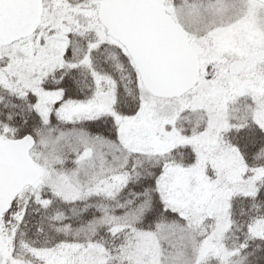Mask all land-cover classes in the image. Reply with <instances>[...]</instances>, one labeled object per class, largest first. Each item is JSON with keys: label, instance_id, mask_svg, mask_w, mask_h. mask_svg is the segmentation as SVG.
<instances>
[{"label": "snow or ice", "instance_id": "6c2138e0", "mask_svg": "<svg viewBox=\"0 0 264 264\" xmlns=\"http://www.w3.org/2000/svg\"><path fill=\"white\" fill-rule=\"evenodd\" d=\"M0 264H264V0H0Z\"/></svg>", "mask_w": 264, "mask_h": 264}]
</instances>
